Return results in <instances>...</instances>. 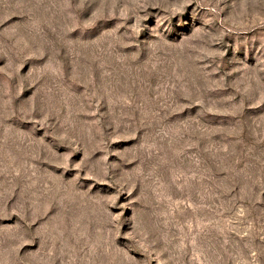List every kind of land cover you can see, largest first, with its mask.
Listing matches in <instances>:
<instances>
[{
	"label": "rangeland",
	"instance_id": "rangeland-1",
	"mask_svg": "<svg viewBox=\"0 0 264 264\" xmlns=\"http://www.w3.org/2000/svg\"><path fill=\"white\" fill-rule=\"evenodd\" d=\"M0 264H264V0H0Z\"/></svg>",
	"mask_w": 264,
	"mask_h": 264
}]
</instances>
